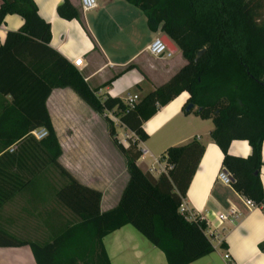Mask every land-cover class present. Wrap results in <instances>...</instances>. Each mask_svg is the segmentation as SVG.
<instances>
[{"label": "trees", "instance_id": "16d2710c", "mask_svg": "<svg viewBox=\"0 0 264 264\" xmlns=\"http://www.w3.org/2000/svg\"><path fill=\"white\" fill-rule=\"evenodd\" d=\"M124 1L137 7L147 29L165 35L185 61L132 107L116 97H97L81 73L49 48V25L39 18L32 0H0V24L7 14L22 21L0 44V97H9L0 107V247L27 245L35 264H110L102 238L125 225L161 252L166 264H189L213 252L205 221L188 220L178 212L202 144L191 140L168 147L161 158L171 168L156 177L136 165L137 141L146 139L142 122L181 92L188 95L185 105L192 106L187 112L183 107V113L210 119L209 140L223 155L221 168L230 174L231 188L255 207H264L258 176L264 141V23L256 22L248 0ZM55 12L62 19L80 21L79 11L68 0H62ZM55 88L71 89L95 113L111 111L136 137H127L126 146L116 142L112 122L103 117L125 158L127 174L117 205L106 212L99 211L100 192L78 183L57 162L60 148L45 108ZM37 127L47 131L41 140L28 134ZM231 140L246 141L250 148L246 158L226 153ZM11 145L16 149L7 153ZM26 147L34 150L28 153L31 161L22 153ZM45 168L62 179L54 192L55 206L75 220H67L42 240H31L6 230L1 211L27 185L28 177ZM219 246L224 248L222 242ZM257 248L264 254V240Z\"/></svg>", "mask_w": 264, "mask_h": 264}, {"label": "crops", "instance_id": "0c3cea01", "mask_svg": "<svg viewBox=\"0 0 264 264\" xmlns=\"http://www.w3.org/2000/svg\"><path fill=\"white\" fill-rule=\"evenodd\" d=\"M32 1L39 18L49 25V48L69 63L81 59L78 72L97 97L107 95L120 100L132 94L140 97L165 83L185 63L178 49L167 58L147 54L146 46L163 34L149 31L143 13L124 0H95V7L87 11H81L79 0H68L79 11L80 21L57 16L55 9L62 0ZM21 22L16 14L5 15L0 24V44L5 34L17 30ZM176 97L142 122L146 139L140 146L146 153L137 159V167L156 177L164 165L161 156L168 147L191 140L202 144L203 150L187 184L183 202L189 213L205 220V234H211L213 252L189 264H216L211 257L214 252L217 264H264V254L257 248L264 240V207L246 209L243 198L231 186L215 179L216 173L222 170L223 155L209 140L211 121L192 112L183 113L186 92ZM178 99L181 100L172 108ZM8 101V96L0 97V107ZM45 108L60 148L58 164L78 183L100 192V212L114 208L127 174L125 158L113 144L103 116L92 111L69 88L52 89L45 100ZM11 147L15 151L16 146ZM32 151L26 147L22 153H27L28 158ZM226 153L246 158L250 148L244 140H231ZM145 157L151 161L142 169L138 161ZM28 159L26 162L30 164L31 159ZM260 160L258 176L264 195V141L260 145ZM151 165L154 171L148 170ZM61 183L62 179L52 170L47 172V168L28 177L27 185L3 206L2 226L31 240H42L67 220L74 221L70 213L54 204V192ZM231 206L237 208L240 215L231 222L217 224L215 217L226 214ZM221 242L224 248L219 246ZM102 245L110 264H166L162 253L151 244L147 247L143 237L129 225L103 237ZM0 264L35 262L29 247L23 245L0 247Z\"/></svg>", "mask_w": 264, "mask_h": 264}, {"label": "built area", "instance_id": "2783aa9c", "mask_svg": "<svg viewBox=\"0 0 264 264\" xmlns=\"http://www.w3.org/2000/svg\"><path fill=\"white\" fill-rule=\"evenodd\" d=\"M79 6H80L81 11L90 10V9L95 7V0H79ZM146 52L150 56L157 57V58H167L171 55V52H169L167 50L165 44L160 40L159 37L154 38L146 46ZM80 62H81V59L77 58V59H73L70 64L74 68H76V70L78 71L79 67H80V65H79ZM137 98L138 97L135 94L127 95L122 101L127 107H132V105L137 101ZM102 116L110 119V121L112 122L113 125L124 128L122 125L119 124L117 117L111 111H104L102 113ZM28 134L32 138H34L35 140H41L47 135V131L43 127H37V128L30 130ZM131 136H132L133 140H136V137L133 134H131ZM140 143H141L140 141H137V148L140 152L139 157H142L146 153V149L144 147L140 146ZM7 151L12 152L13 151L12 147L10 146L7 149ZM170 168H171L170 165H166L164 163V165L159 168L158 173H161V172L165 173L166 170H168ZM148 170L154 171L155 169L151 165ZM215 179L225 186H230V184H231L230 174L228 172H226L225 170H219L216 173ZM242 203L246 209H251V208L255 207V205H253V203L247 199H243ZM178 212L182 215H185L186 219H188V220L195 219V218H198L200 220L201 219L204 220L203 217H201L199 215H193V214L189 213L185 207L183 199L181 200V202L178 206ZM239 215H240L239 210L237 208L231 206V207H229L226 214L217 215L215 217V220H216L217 224H220L223 221H230L231 222V221L235 220ZM205 224H206V222H205ZM209 236H211V234H209ZM223 257H224V259L227 258V256L225 254L223 255Z\"/></svg>", "mask_w": 264, "mask_h": 264}, {"label": "rangeland", "instance_id": "374dc122", "mask_svg": "<svg viewBox=\"0 0 264 264\" xmlns=\"http://www.w3.org/2000/svg\"><path fill=\"white\" fill-rule=\"evenodd\" d=\"M248 1L251 4L252 10L254 12V16L256 18V22L259 24L264 23V0H248ZM113 127L116 131V135L114 138L116 140V142H120L122 145H126V139H129L127 137L132 138L131 134L129 132H126L123 128H121L119 126L113 125ZM150 161H151V159L145 157L144 160L138 161V165L140 166V168L143 169V168L149 166L148 164ZM209 239H210V241H212L211 236H209ZM144 243H145V245H147V247L148 246L150 247V243L146 242L145 239H144ZM211 257L214 259V263L217 264L218 258H217L216 252H214V254H212Z\"/></svg>", "mask_w": 264, "mask_h": 264}, {"label": "water", "instance_id": "95a60500", "mask_svg": "<svg viewBox=\"0 0 264 264\" xmlns=\"http://www.w3.org/2000/svg\"><path fill=\"white\" fill-rule=\"evenodd\" d=\"M159 38L165 44V46L169 52H171L172 54L176 52V50H177L176 46L165 35H162ZM199 54L200 53L198 52L196 54V57H198ZM191 107H192L191 104L185 105L183 108L184 112L189 111V109H191Z\"/></svg>", "mask_w": 264, "mask_h": 264}, {"label": "bare ground", "instance_id": "6f19581e", "mask_svg": "<svg viewBox=\"0 0 264 264\" xmlns=\"http://www.w3.org/2000/svg\"><path fill=\"white\" fill-rule=\"evenodd\" d=\"M184 97H185V95H184ZM180 100H181V99H178V100L172 105V106H173L172 108H174V106H176Z\"/></svg>", "mask_w": 264, "mask_h": 264}]
</instances>
